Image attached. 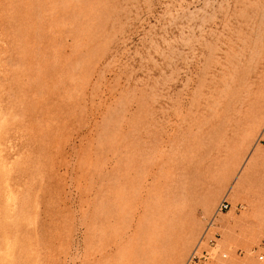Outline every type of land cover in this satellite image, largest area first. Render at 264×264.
I'll use <instances>...</instances> for the list:
<instances>
[{"label": "rangeland", "instance_id": "1", "mask_svg": "<svg viewBox=\"0 0 264 264\" xmlns=\"http://www.w3.org/2000/svg\"><path fill=\"white\" fill-rule=\"evenodd\" d=\"M263 129L264 0H0V264H264Z\"/></svg>", "mask_w": 264, "mask_h": 264}, {"label": "built area", "instance_id": "2", "mask_svg": "<svg viewBox=\"0 0 264 264\" xmlns=\"http://www.w3.org/2000/svg\"><path fill=\"white\" fill-rule=\"evenodd\" d=\"M263 134H264V129H263ZM230 204L227 200H223L222 203L219 205L217 212H224L225 210H227L229 208ZM216 244V240L215 239H211L209 241V245L214 246ZM227 255L223 254V257L225 258ZM209 253L206 250H203L201 252V254H198V250L194 251V253L191 255L190 259H189V263H192L193 261H196L200 264H209ZM260 259L263 260L264 256H260Z\"/></svg>", "mask_w": 264, "mask_h": 264}, {"label": "bare ground", "instance_id": "3", "mask_svg": "<svg viewBox=\"0 0 264 264\" xmlns=\"http://www.w3.org/2000/svg\"><path fill=\"white\" fill-rule=\"evenodd\" d=\"M209 1H210V0H209ZM208 5H209V4H208ZM248 9H249V8H248ZM202 10H203V9H202ZM262 11H263V10H262ZM260 14H261V13H260ZM193 18H194V17H193ZM202 19H203V18H202ZM204 19H205V18H204ZM258 19H259V18H258ZM202 22H203V21H202ZM200 27H201V26H200ZM193 28H194V27H193ZM193 28H192V29H193ZM190 29H191V28H190ZM233 32H234V31H233ZM248 99H249V98H248ZM259 121H260V120L257 119V120L253 123V126H252V128H251L252 130H254V129L257 127ZM245 168H246V167H245ZM251 169H252V168H251ZM209 203L212 204V201L209 202ZM209 203H208V204H209ZM213 222L216 223V222H217V219L214 218V219L212 220V223H213ZM212 223H211V224H212Z\"/></svg>", "mask_w": 264, "mask_h": 264}]
</instances>
